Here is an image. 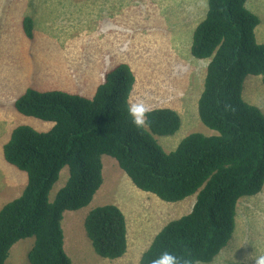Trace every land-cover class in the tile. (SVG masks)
I'll return each instance as SVG.
<instances>
[{"label":"trees","instance_id":"1","mask_svg":"<svg viewBox=\"0 0 264 264\" xmlns=\"http://www.w3.org/2000/svg\"><path fill=\"white\" fill-rule=\"evenodd\" d=\"M247 2L208 0L206 17L193 33L192 56L209 60L199 117L215 135L194 132L166 151L155 136H172L182 125L169 107L147 110L144 125H133L126 106L136 75L127 62L105 73L93 97L29 87L16 99L19 113L52 125L43 131L19 125L3 146L4 159L27 174V184L0 210V264H7L12 246L27 237L35 238L30 264H71L64 213L91 203L103 183V155L114 158L136 188L163 202L196 194L192 210L156 234L140 264H151L165 250L190 264L214 261L233 236L239 200L264 187V112L243 95L249 75L261 76L264 84V43L256 36L260 19ZM34 28V17L25 15L22 29L29 40ZM66 166L67 183L50 201ZM85 228L102 258L127 253L128 222L119 206L96 208Z\"/></svg>","mask_w":264,"mask_h":264},{"label":"rangeland","instance_id":"2","mask_svg":"<svg viewBox=\"0 0 264 264\" xmlns=\"http://www.w3.org/2000/svg\"><path fill=\"white\" fill-rule=\"evenodd\" d=\"M255 1L253 12L259 11L261 22L256 35L258 41L264 43V0ZM207 10L208 0H0V210L19 197L27 184V174L10 165L3 156V146L12 131L19 125H29L38 131L51 126L19 113L14 102L29 87L43 92L62 90L93 97L99 76L88 73L93 68L85 65L86 61L94 60L90 58L93 47L132 55L137 89H142L145 83H150L151 88L141 96L134 93L133 100L151 97L146 108L168 102L174 105L180 101L176 92L181 93L184 100L190 99V103L192 99L193 103L182 113L180 130L172 136H155L166 151L174 150L194 132L217 134L203 124L198 113L206 61L194 58L189 49L194 30L206 17ZM25 15L35 19L32 40L22 29ZM112 36L128 37L133 45L130 48L128 41H120V44L117 41L115 48ZM81 47L87 53L85 61L79 65L78 74L73 71L69 74L68 68L74 62L70 54L78 53ZM124 47L129 49L122 52ZM158 86L170 94L153 93L152 88L158 89ZM243 95L264 112L261 76L247 77ZM102 162L103 183L91 203L64 213L65 251L71 264H140L142 254L156 234L168 222L192 210L196 194L178 202H163L136 188L111 156L103 155ZM68 178L66 166L50 192V201ZM108 204L119 206L128 222L129 249L116 260L96 253L85 228L89 213ZM232 238L210 264H252V256L264 254V187L261 193L239 201ZM34 245V237L19 240L12 246L6 263L30 264L29 253Z\"/></svg>","mask_w":264,"mask_h":264},{"label":"crops","instance_id":"3","mask_svg":"<svg viewBox=\"0 0 264 264\" xmlns=\"http://www.w3.org/2000/svg\"><path fill=\"white\" fill-rule=\"evenodd\" d=\"M255 2H256L255 0L254 1L250 0L249 2H247L248 8H250L252 11H255L254 10ZM255 14L258 15L259 11H258V13H255ZM110 39L112 40V42L114 44L113 47H115V48H117V41H118L119 44H120V41H122L123 43L128 41L129 45H130V48L133 45V43L128 40V37H126V38H124V37H122V38L121 37H116L115 38V36H112ZM93 49H94V51L90 52V58L94 57L95 61L94 60H90L89 62L86 61L85 65L88 68H93V70L88 71V73H94L95 75L99 76V80H98V82H97V84L95 86V91H96V88L98 87V85L100 84V81L104 77L105 73L108 72L110 69H112L114 66H116L117 64H119L121 62H127V63L130 64V66L133 65L132 62H131V56L132 55H130L128 53H123V54H121L119 52L112 53L109 50L99 51L98 48L95 49L94 47H93ZM127 49H129V47H124L121 51L124 52ZM83 51H84V49H83V47H81L80 51L78 53L70 54L74 58V62L68 68L69 69L68 70L69 74L72 71H73V74H78L79 73V65H82L84 63L85 57H86V54H87L86 52H83ZM205 64L207 65L208 61H206ZM132 69H133V67H132ZM77 71H78V73H77ZM134 72H135V70H134ZM78 82H79V79H78V81H76V84H78ZM137 85H138V77L136 75V84H135V88H134L133 94L135 93L136 95L141 96L143 94H147L149 92V90L151 89L150 88V83H145V86L142 89H140V90L137 89ZM84 91L86 92V89ZM152 91H153V93L170 94V93H166V92L161 91L160 86H158V89L153 87ZM77 94H79V93H77ZM133 94H132V97H131V102L132 103L136 101L138 103H143L144 105H147V100H149V101L152 100L151 97H147V99L146 98H140V99H134L133 100ZM174 94H178L177 98L180 100V101H176L174 103V105H172L171 102H168V103H164V104L154 105V106L148 107L147 110H150V109H153V108H156V107H169V108H172V109H175L176 111H178L180 116H181V118H182V113L184 111H186L187 105L193 103V101L191 99V103H190V102H188L190 99L184 100L181 93H177L176 92ZM81 95L86 96V97H90V96H88L86 94H81ZM184 105H185V108H183ZM50 125H52V124L50 123ZM49 128H47V129H49Z\"/></svg>","mask_w":264,"mask_h":264},{"label":"clouds","instance_id":"4","mask_svg":"<svg viewBox=\"0 0 264 264\" xmlns=\"http://www.w3.org/2000/svg\"><path fill=\"white\" fill-rule=\"evenodd\" d=\"M257 30V29H256ZM257 36V35H256ZM258 40V39H257ZM259 43H262L258 41ZM191 48V47H190ZM191 53V51H190ZM192 55V54H191ZM197 59V58H196ZM201 60V59H200ZM208 61V59H203ZM207 64V66H208ZM207 73V72H206ZM247 79V78H246ZM246 81V80H245ZM245 98V97H244ZM246 100V99H245ZM247 101V100H246ZM175 110V109H174ZM126 112L128 117L131 120V123L136 127H141L145 123V114L147 112V108L143 103H131L126 106ZM178 112V111H177ZM179 113V112H178ZM199 113V112H198ZM180 115V114H179ZM181 117V116H180ZM182 119V118H181ZM182 126V125H181ZM263 191V190H262ZM261 191V192H262ZM260 192V193H261ZM195 195V194H194ZM242 199V198H241ZM240 199V200H241ZM239 200V201H240ZM239 203V202H238ZM238 206V205H237ZM237 215V214H236ZM236 229V228H235ZM235 233V231H234ZM233 233V236H234ZM233 239V238H232ZM252 264H264V254L252 256ZM151 264H190V261L187 259H181L174 255L170 251H162L157 257L152 259Z\"/></svg>","mask_w":264,"mask_h":264},{"label":"bare ground","instance_id":"5","mask_svg":"<svg viewBox=\"0 0 264 264\" xmlns=\"http://www.w3.org/2000/svg\"><path fill=\"white\" fill-rule=\"evenodd\" d=\"M77 106V105H76Z\"/></svg>","mask_w":264,"mask_h":264}]
</instances>
